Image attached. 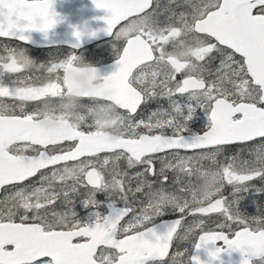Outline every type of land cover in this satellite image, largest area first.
Segmentation results:
<instances>
[{
  "label": "snow or ice",
  "instance_id": "snow-or-ice-1",
  "mask_svg": "<svg viewBox=\"0 0 264 264\" xmlns=\"http://www.w3.org/2000/svg\"><path fill=\"white\" fill-rule=\"evenodd\" d=\"M93 4L108 10L104 31L127 38L114 70L103 78L120 93L119 107L133 132L98 151L88 144L90 125L44 136L32 126L34 109L25 105L61 93L59 73L78 57L34 65L21 49L5 47L7 55L0 57V189L6 193L0 200V264H84L85 256L91 257L88 264H210L186 249L170 253L174 241L190 238L211 259L237 249L241 264L253 258L264 264V212L248 217L237 207L248 182L264 177V0ZM57 22L51 0H0V37L27 41L28 30L47 33ZM73 34L79 41L81 32ZM188 34L191 41L184 39ZM28 67L46 73L44 79L19 78ZM6 74L17 78L6 83ZM184 95L195 105L176 102ZM157 97L168 99L170 109L137 119L138 109ZM196 107L209 123L186 137ZM237 145L250 158L217 162L215 195L197 206L185 201L175 207L178 218L154 223L167 206L169 172L188 175L195 157H215ZM181 150L195 155L183 156ZM225 182L232 188L227 195ZM156 185L161 190L153 195ZM97 192H104L106 200L98 201ZM136 193L144 198L137 201ZM78 195L88 210L84 217L75 210ZM58 201L64 210H55ZM212 213L222 217L214 229L206 230L204 219L186 227V217ZM217 241L223 246L207 247Z\"/></svg>",
  "mask_w": 264,
  "mask_h": 264
},
{
  "label": "flooded vegetation",
  "instance_id": "flooded-vegetation-1",
  "mask_svg": "<svg viewBox=\"0 0 264 264\" xmlns=\"http://www.w3.org/2000/svg\"><path fill=\"white\" fill-rule=\"evenodd\" d=\"M160 3L161 5L167 4L168 0H160ZM126 39L127 38L123 35L116 37L112 34L105 33L99 40L80 47L60 44L35 47L18 40L0 37V57L7 55L4 51L5 47L21 49L34 65H48L54 60L65 59L69 56V54H74L78 57L79 62L59 73L58 83L63 86V91L61 93H58L55 96L46 95L39 99L38 102H30L29 105H25V107H29V109H34L35 119L31 121L32 126L37 130L51 125H63L65 128L72 127L74 129L81 126H89L86 124L89 123L90 120L96 119L97 117L94 114V109L96 107L110 109L114 113V117L118 113H123L119 104H117V101H120V93L110 87L108 81L105 80L103 76L114 70L115 62L118 58L116 53L119 49H122L125 46ZM184 39L186 41H191L192 37L188 34L184 37ZM1 49L4 51L3 53L1 52ZM94 68L98 71H94ZM18 75L21 79L30 77L31 81L34 82L37 77L44 79L46 73L38 72L34 67H28ZM16 78L17 74H6L2 77L3 81L6 83ZM74 78L77 80L72 82ZM53 79L55 80V77H53ZM72 85L76 86V88H72ZM86 87L98 88L97 94L99 96L95 94L83 96L82 94L84 93V89ZM73 92H76L77 94ZM98 97L116 98L114 101L113 99L104 100L99 99ZM6 102L11 103L10 100ZM149 105L155 106L154 103L153 105L152 103H149ZM100 131H109L111 134H115V132L110 129L93 131V133ZM37 178L38 176L36 179ZM197 191L198 190L191 192L193 193ZM5 194V191L0 189V200L3 199ZM185 201H187V203L191 206H197L203 202V200H198L195 195H188V192L185 196V200L181 201L180 204H183ZM178 215L179 213L164 214L162 217H156L154 223L157 224L161 221H170L178 218ZM193 219H197V222L199 221L198 219H204L206 230H212L215 228V224L222 218H220L217 213H212L203 217L189 216L186 217V227L192 226L196 223V221L193 222ZM196 232L198 237L199 229H197ZM181 235L183 236V232H181ZM194 239L195 238H190V240L174 241L173 247L169 250L170 253L186 249L189 255H193V251L195 249L193 246ZM215 246H223V243L217 242ZM165 259H167V257ZM251 264H259V261L253 259Z\"/></svg>",
  "mask_w": 264,
  "mask_h": 264
},
{
  "label": "rangeland",
  "instance_id": "rangeland-1",
  "mask_svg": "<svg viewBox=\"0 0 264 264\" xmlns=\"http://www.w3.org/2000/svg\"><path fill=\"white\" fill-rule=\"evenodd\" d=\"M1 52L4 51L1 49ZM199 100L201 103L205 101V98L203 96L199 97ZM176 102H178L181 105L191 103L192 105H195L196 100L192 99L189 100L186 95L184 96H177ZM149 103H154L155 106H150ZM147 106H142L141 109H139V112L141 113L139 116H137V119H147V117L157 109L162 110H169L170 109V101L165 98H151L147 101ZM195 117L191 118L187 121V130L184 132V134H190L200 133L205 126L209 123V120L207 119L204 111L200 109L199 107L195 108ZM94 114L97 116L96 119L90 120L89 123L86 125H90L93 131H99L103 129H110L115 132V134L120 135L122 137H125L127 135H130L133 132V128L130 126V121L128 120L127 116H125L123 113H118L114 117V113L110 109H105L103 107H96L94 109ZM116 119V122H115ZM234 153H227V148L225 149L223 154H219L215 157H208V158H199L195 157L193 161L191 162L192 171L190 174L185 175L184 173L177 170L174 173L169 172V181L168 186L166 189H164L165 192V204L166 207L163 208V214L159 215L157 217H162L164 214H174L178 213V211L175 209L177 205H180V202L185 200V196L192 195L196 196L198 200H207L211 196L215 195L217 187H218V178L216 177V169H217V162L219 161L220 164H225L228 161L227 158L237 156V162L239 163L242 160L249 159L248 152L245 150L241 152L240 146H233ZM181 155L183 156H192L195 155L194 151H181ZM122 159V158H121ZM103 160V157L100 158V161H97V164L99 165ZM174 162V161H173ZM157 169H159V164L156 165ZM140 166H137L136 170L139 169ZM177 175L180 177V182L174 183L177 179ZM39 177L37 178V180ZM150 179L155 180L154 177H150ZM135 181H133V187H135ZM214 189L213 192H209V189ZM225 195L232 192L231 186H227L225 182ZM257 189H264V177H257L251 181L248 182V186L246 188V192L242 195V198L238 201V210L241 214L253 217L257 216L259 213L264 212V191H257ZM161 190L160 185H156L152 190V194L155 195L157 192ZM198 190L197 192H191ZM147 191V189H146ZM114 198H118V193L113 192L112 193ZM131 195V194H130ZM135 199L137 201L143 199L142 193H136ZM206 197H209L205 199ZM76 205L75 210L81 217H84L87 215L88 210L82 207L79 203L81 196H76ZM96 199L98 201H105L106 200V194L104 192H97L96 193ZM188 201V199H187ZM119 203V201H117ZM122 205V204H121ZM139 207V205H137ZM57 211H62L63 205L61 202H57L56 209ZM101 211L105 212L107 209L104 206H101ZM222 218V217H220ZM199 220V219H198ZM197 222V219H193V222Z\"/></svg>",
  "mask_w": 264,
  "mask_h": 264
},
{
  "label": "water",
  "instance_id": "water-1",
  "mask_svg": "<svg viewBox=\"0 0 264 264\" xmlns=\"http://www.w3.org/2000/svg\"><path fill=\"white\" fill-rule=\"evenodd\" d=\"M51 10L56 14L58 22L50 28L47 33L41 32L38 29L28 30L26 35H28L29 39L21 42L35 47L56 44L68 45L72 47L73 45H78L76 47H80L99 40L100 37L106 33L104 31L106 22L103 18L109 14L108 10L95 7L93 0H51ZM75 30L81 32L79 41H77V38L73 34ZM76 80L77 79L74 78L72 82ZM72 88L75 89L76 86L72 85ZM97 90L98 88L86 87L82 95H98ZM73 93L77 94L76 92ZM109 98L110 100L113 99L115 101L116 97ZM119 103L120 101H117V104ZM69 129L72 128H65L60 125H51L39 128L38 132L46 137H55ZM184 135L186 137L189 136V134ZM122 139L123 138L118 136L111 135L107 131H103L93 133V136L88 141V144L93 151H98L102 147L116 146ZM159 224L160 223H157V225ZM97 242L102 243L100 240ZM217 242L223 243V241ZM207 247L214 248L217 246L209 243ZM193 254L199 255L202 261H210V264H241L243 259L241 252L237 249H226L221 252L219 257L216 259H211L204 248L194 249ZM82 259L84 260V264H88L91 257L85 256L82 257ZM253 259H251V261Z\"/></svg>",
  "mask_w": 264,
  "mask_h": 264
},
{
  "label": "trees",
  "instance_id": "trees-1",
  "mask_svg": "<svg viewBox=\"0 0 264 264\" xmlns=\"http://www.w3.org/2000/svg\"><path fill=\"white\" fill-rule=\"evenodd\" d=\"M233 149H234V147H231V146L227 147V153L228 154L229 153H234ZM229 155H231V154H229Z\"/></svg>",
  "mask_w": 264,
  "mask_h": 264
},
{
  "label": "clouds",
  "instance_id": "clouds-1",
  "mask_svg": "<svg viewBox=\"0 0 264 264\" xmlns=\"http://www.w3.org/2000/svg\"><path fill=\"white\" fill-rule=\"evenodd\" d=\"M214 191V189H209V192H213ZM207 198H209V197H206L205 199H207Z\"/></svg>",
  "mask_w": 264,
  "mask_h": 264
}]
</instances>
